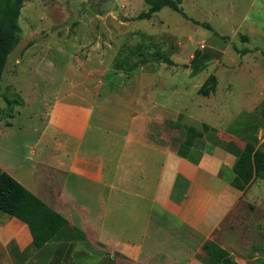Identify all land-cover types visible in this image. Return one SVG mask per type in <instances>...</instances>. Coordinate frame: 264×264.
Masks as SVG:
<instances>
[{"label":"crops","instance_id":"obj_1","mask_svg":"<svg viewBox=\"0 0 264 264\" xmlns=\"http://www.w3.org/2000/svg\"><path fill=\"white\" fill-rule=\"evenodd\" d=\"M228 48L214 36L196 52L194 67L205 62L217 81L203 102L140 96L137 76L93 103L58 98L23 158L10 150L12 124L1 125V169L69 226L36 248L28 225L0 211V264H204L198 254L207 242L249 253L245 223L263 245L264 180L245 190L233 183L247 145L264 150V80L249 71L239 80L255 79L258 89L237 102L218 96L222 86L231 90L227 71H246L234 59L227 66ZM251 53L238 50L242 59ZM154 104L162 107L158 126ZM254 260L264 255L256 251Z\"/></svg>","mask_w":264,"mask_h":264},{"label":"rangeland","instance_id":"obj_2","mask_svg":"<svg viewBox=\"0 0 264 264\" xmlns=\"http://www.w3.org/2000/svg\"><path fill=\"white\" fill-rule=\"evenodd\" d=\"M106 1L25 0L19 19L21 40L9 57L0 91V126L12 124L9 142L16 156L29 154L39 134L35 128L44 126L56 99L93 103L126 78L140 79L141 87L135 90L140 96H185L203 102L200 89L207 82L209 89L214 76L205 62L194 67L193 60L214 36L229 44L227 66L234 65V59L246 69L236 75L227 71L224 78L231 81V90L222 86L218 96H234L237 102L247 88H259L255 79L264 80V0H182L180 7L189 19L164 8L143 21L134 18L148 11L145 0H114V8L101 13L99 7ZM137 46L141 48L134 55ZM238 50L252 53L242 59ZM124 64L128 72L119 68ZM249 71L255 79L246 85L239 77L251 78ZM154 72L160 75L151 77ZM161 109L154 104L155 126ZM40 148L44 156L46 148ZM247 225L241 232L254 248L250 246L249 253L234 249V256L228 253L234 260L240 257L239 264H264L254 260L256 251L264 255V244L256 245ZM241 241L246 243L243 236ZM198 257L204 262L207 255Z\"/></svg>","mask_w":264,"mask_h":264},{"label":"trees","instance_id":"obj_3","mask_svg":"<svg viewBox=\"0 0 264 264\" xmlns=\"http://www.w3.org/2000/svg\"><path fill=\"white\" fill-rule=\"evenodd\" d=\"M24 2L25 0H0V91L9 57L21 40L19 19ZM145 2L149 6L148 11L139 14L134 18L135 21L150 20L164 8H169L189 19L180 7L182 0H145ZM207 27L210 29V26ZM140 48L141 46H137L132 54H137ZM167 63L174 64L171 60H167ZM119 68L129 71L126 69L127 64L119 65ZM210 83L209 89L205 86L209 85L208 82L200 89L202 96L215 93L216 78H212ZM235 173L237 177L233 184L240 190L248 188L254 180H264V150L256 148L254 144H248L235 165ZM0 211L28 225L36 248H41L52 241L60 231L69 226L65 217L52 210L1 167ZM203 250L207 255L204 264H239L231 258L228 251L215 243L207 242Z\"/></svg>","mask_w":264,"mask_h":264},{"label":"water","instance_id":"obj_4","mask_svg":"<svg viewBox=\"0 0 264 264\" xmlns=\"http://www.w3.org/2000/svg\"><path fill=\"white\" fill-rule=\"evenodd\" d=\"M115 6V1L114 0H108L106 2H103L100 7L99 10L101 13H106L111 11Z\"/></svg>","mask_w":264,"mask_h":264}]
</instances>
